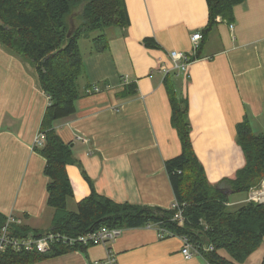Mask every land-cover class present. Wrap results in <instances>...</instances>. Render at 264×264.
Instances as JSON below:
<instances>
[{"label":"crops","instance_id":"0c3cea01","mask_svg":"<svg viewBox=\"0 0 264 264\" xmlns=\"http://www.w3.org/2000/svg\"><path fill=\"white\" fill-rule=\"evenodd\" d=\"M124 2L128 27L107 28L102 53L93 44L80 50L76 111L53 123L74 159L66 168L73 189L67 209L90 194L85 177L116 203L172 207L164 163L181 153V143L169 93L187 101L191 145L212 186L233 180L245 165L236 126L246 119L253 133L264 131V0L233 7L231 22L217 18L186 74L173 70L168 53H191L190 35L207 25L205 0ZM47 105L32 64L0 45V214L36 230L49 229L54 216L46 205L45 160L33 149ZM219 186L232 211L251 201L247 194L235 201L238 194ZM182 246L177 236L160 239L154 227L123 229L106 245L34 264H108L109 255L115 264H205L198 254L184 259Z\"/></svg>","mask_w":264,"mask_h":264},{"label":"trees","instance_id":"16d2710c","mask_svg":"<svg viewBox=\"0 0 264 264\" xmlns=\"http://www.w3.org/2000/svg\"><path fill=\"white\" fill-rule=\"evenodd\" d=\"M246 0H205L208 11L204 36L217 23V18L231 22L233 7ZM129 25L124 0H0V45L11 54L32 64L39 87L48 97L39 133L44 144L34 150L45 160L48 208L54 210L47 230L32 229L25 224H12V237L27 238L47 232L76 238L105 228L133 229L154 227L171 236L184 238L198 248L212 247L203 253L211 264H244L264 239V203L249 201L236 210L229 208V194H247L264 179V131L253 133L245 119L236 126V140L244 155L245 165L233 180L216 186L208 183L190 141L187 101L169 93L171 124L176 130L181 153L165 161L174 193L176 208L164 209L116 203L95 192L89 179L90 194L67 210L73 189L66 168L74 163L71 144L64 143L53 130V123L73 115L79 97L78 80L83 75V58L79 40H91L93 52L106 50L105 30L125 29ZM70 33V36H68ZM144 39L143 45L155 48ZM199 49L194 57H198ZM181 210L182 224L176 216ZM7 217L0 214V228ZM170 236V237H171ZM81 244L61 242L51 245L46 253L14 251L0 253V264H34L70 251H85ZM224 254V256L222 255ZM264 264V255L261 261Z\"/></svg>","mask_w":264,"mask_h":264},{"label":"built area","instance_id":"2783aa9c","mask_svg":"<svg viewBox=\"0 0 264 264\" xmlns=\"http://www.w3.org/2000/svg\"><path fill=\"white\" fill-rule=\"evenodd\" d=\"M233 26L230 25V29ZM202 41V34L200 32H195L190 35L191 42V53H182L177 51H171L168 53L171 62L173 63V70L180 71L183 74L187 73L188 66L195 60L194 57L200 47ZM94 91H97L95 88ZM44 144V136L40 133L37 134L34 142V148H41ZM177 205L174 203L172 208H176ZM181 210L178 211L176 219L179 224H182L181 218ZM12 224L19 225L20 222L12 217H8L5 221V224L0 228V253L5 252L7 249H12L14 251H36L38 253H46L50 250V247L54 243H63L68 246H73L75 244H81L85 247H90L94 245H106L109 242L115 240L122 232V229L118 228H105L102 227L97 231L86 233L84 235H80L76 238L59 236V234H54L52 232H47L40 236H29L27 238H17L12 237L10 234V226ZM157 230V229H156ZM158 237L163 239L165 237H170L171 234L157 230ZM183 242V246L181 248V254L184 259L191 258L194 254L201 255L205 261V264H211L208 260H206L203 253H209L213 249L211 246L202 247L201 251L188 243V241L184 238H181ZM108 264H115V259L111 255L108 256L107 259Z\"/></svg>","mask_w":264,"mask_h":264},{"label":"rangeland","instance_id":"374dc122","mask_svg":"<svg viewBox=\"0 0 264 264\" xmlns=\"http://www.w3.org/2000/svg\"><path fill=\"white\" fill-rule=\"evenodd\" d=\"M91 44H92V41L90 39L87 40L85 38H81L79 40V48H80V50L83 53L86 52L87 48L90 47L89 45H91ZM263 192H264V179L261 181V183L258 185V187L253 188L252 190L248 191L247 195H248V197L250 198L251 201L260 202L261 203L260 200H263L262 199L263 198ZM245 196H246L245 193L238 194L237 198H234V200L235 199H242ZM232 201H233V198H232ZM235 201H237V200H235ZM71 206H72V204H71V202H69L67 210L71 211V212L75 211L76 207H71ZM230 207H231V205L229 206V208ZM263 250H264V240H263L261 246L259 247V249L257 250V252H255L256 253L255 256H252V258L251 257L248 258L244 264H259V262H260L259 258H261V257L257 258L258 257V253L261 254V252Z\"/></svg>","mask_w":264,"mask_h":264},{"label":"water","instance_id":"95a60500","mask_svg":"<svg viewBox=\"0 0 264 264\" xmlns=\"http://www.w3.org/2000/svg\"><path fill=\"white\" fill-rule=\"evenodd\" d=\"M68 36H70V33H68ZM261 203H264V201H261Z\"/></svg>","mask_w":264,"mask_h":264},{"label":"bare ground","instance_id":"6f19581e","mask_svg":"<svg viewBox=\"0 0 264 264\" xmlns=\"http://www.w3.org/2000/svg\"><path fill=\"white\" fill-rule=\"evenodd\" d=\"M262 199L264 200V192H263V198Z\"/></svg>","mask_w":264,"mask_h":264}]
</instances>
